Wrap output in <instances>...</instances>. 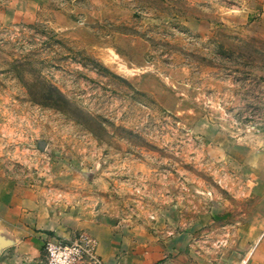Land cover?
I'll return each mask as SVG.
<instances>
[{
  "label": "rangeland",
  "instance_id": "obj_1",
  "mask_svg": "<svg viewBox=\"0 0 264 264\" xmlns=\"http://www.w3.org/2000/svg\"><path fill=\"white\" fill-rule=\"evenodd\" d=\"M263 2L0 0V222L264 264Z\"/></svg>",
  "mask_w": 264,
  "mask_h": 264
},
{
  "label": "crops",
  "instance_id": "obj_2",
  "mask_svg": "<svg viewBox=\"0 0 264 264\" xmlns=\"http://www.w3.org/2000/svg\"><path fill=\"white\" fill-rule=\"evenodd\" d=\"M253 11H257L259 23L264 28V2ZM0 236L5 238L4 244L0 247V264H43L44 239L41 237L30 236L21 239L17 237V232L13 230L11 224L1 222ZM259 262L256 250L242 253L218 251L206 254L182 251L167 256L161 264H259Z\"/></svg>",
  "mask_w": 264,
  "mask_h": 264
},
{
  "label": "built area",
  "instance_id": "obj_3",
  "mask_svg": "<svg viewBox=\"0 0 264 264\" xmlns=\"http://www.w3.org/2000/svg\"><path fill=\"white\" fill-rule=\"evenodd\" d=\"M43 264H105L92 254L85 242L48 240L44 244Z\"/></svg>",
  "mask_w": 264,
  "mask_h": 264
}]
</instances>
